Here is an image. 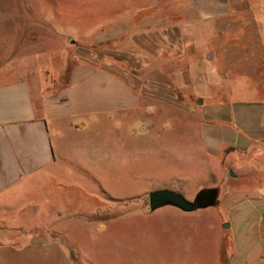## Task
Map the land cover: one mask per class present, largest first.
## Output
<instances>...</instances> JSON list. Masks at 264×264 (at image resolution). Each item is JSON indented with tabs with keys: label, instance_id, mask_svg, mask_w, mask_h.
<instances>
[{
	"label": "rangeland",
	"instance_id": "rangeland-1",
	"mask_svg": "<svg viewBox=\"0 0 264 264\" xmlns=\"http://www.w3.org/2000/svg\"><path fill=\"white\" fill-rule=\"evenodd\" d=\"M170 6L162 1L152 10L148 0H0V41L8 39L4 47L14 50L0 67L11 72L0 81H10L18 73L40 74L50 89L64 87L78 61L75 48L91 45L88 33L100 31L103 37L104 26L125 15L134 16L129 18V31L137 22L142 24L138 28L166 25L168 16L175 14V6ZM135 7L143 9L134 15ZM239 7L224 21L238 39V43L229 39L227 66L221 68L234 80L231 92H226L228 102L247 99L245 80L256 96L264 98V51L260 49L264 47V0H239ZM110 29L118 37L123 25ZM96 54L103 59L102 50ZM167 57L140 71L113 63L173 89L175 66L168 65L171 57ZM163 100L147 98L140 109L76 119L73 123L83 128L74 132H68V124L62 122V139L51 131L54 144L62 145V155L72 158L63 161V181L79 189L61 191L60 222L26 221L30 210H17L44 195L35 190L17 195L21 202L15 210H0V248L18 249L53 235L62 239L71 264H222L230 241L227 229H221L233 222L222 204L237 197L234 193H240V198L264 194V144L247 152L224 149L217 156L206 155L198 111L206 103L193 101L188 111ZM206 188H217L215 206L193 212L171 206L150 211L147 206L148 193L156 189L192 200ZM8 199L1 207H7ZM250 210L242 211L241 217ZM258 216L264 222V214ZM50 224L53 232H43Z\"/></svg>",
	"mask_w": 264,
	"mask_h": 264
},
{
	"label": "crops",
	"instance_id": "crops-1",
	"mask_svg": "<svg viewBox=\"0 0 264 264\" xmlns=\"http://www.w3.org/2000/svg\"><path fill=\"white\" fill-rule=\"evenodd\" d=\"M162 1L175 6L172 8L175 14L168 16L170 23L166 25L138 28L142 24L137 22L135 29L129 31L128 21L134 16L125 15L110 27L105 25L103 37L98 29H94L98 33H88L91 45L75 48L78 61L64 87L50 89L40 74L30 77L18 73L10 81H0V203L9 198L7 207L0 204V210H15V204L21 202L17 195L36 191L43 198L39 202L26 201L17 211L30 210L24 218L29 222H60L61 191L65 187L79 188L63 181V161L72 158L62 155V145L54 144L51 131L62 139V122L68 124V132L78 131L83 126L73 123L76 119L140 109L147 98L164 99L188 111L193 101L205 102L198 111L206 155L217 156L224 149L247 152L256 144H264V98L256 96L244 79L247 99L226 100V92H231L234 80L221 68L227 66L224 62L225 51L231 47L229 39L237 43L238 39L234 37L235 29L226 27L224 21L241 8L239 0H148V3L154 10ZM142 9L135 7L134 15ZM156 16H160L159 12ZM117 24L123 25L118 37L111 29L107 31ZM3 43L8 45L10 41H0V67L14 51L6 49ZM97 49L103 51V59L97 56ZM260 49L264 51V47ZM163 55L171 57L170 67L175 66L173 89L131 73L152 67ZM5 71L0 69V77L11 72L10 68ZM234 194L237 197L222 204L233 217L227 228L221 227L227 229L230 241V251L225 252L222 264H264V222L258 216L264 214V194L242 198L238 197L240 193ZM247 209L251 210L242 218V211ZM52 225L43 232L52 233ZM57 238L51 235L18 249L0 248V263L71 264L62 239Z\"/></svg>",
	"mask_w": 264,
	"mask_h": 264
},
{
	"label": "water",
	"instance_id": "water-1",
	"mask_svg": "<svg viewBox=\"0 0 264 264\" xmlns=\"http://www.w3.org/2000/svg\"><path fill=\"white\" fill-rule=\"evenodd\" d=\"M201 103V100H199ZM230 177H235L233 172H229ZM148 207L154 211L161 207L171 206L183 212H193L195 210L215 206L218 198L217 188H206L198 192L192 200L186 199L181 193L168 189H156L148 193ZM228 227V225H224Z\"/></svg>",
	"mask_w": 264,
	"mask_h": 264
},
{
	"label": "flooded vegetation",
	"instance_id": "flooded-vegetation-1",
	"mask_svg": "<svg viewBox=\"0 0 264 264\" xmlns=\"http://www.w3.org/2000/svg\"><path fill=\"white\" fill-rule=\"evenodd\" d=\"M148 206V205H147Z\"/></svg>",
	"mask_w": 264,
	"mask_h": 264
}]
</instances>
